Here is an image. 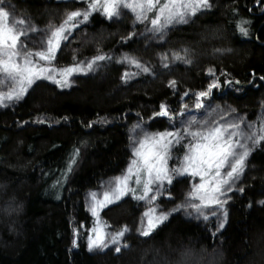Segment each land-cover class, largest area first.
Wrapping results in <instances>:
<instances>
[{
  "label": "trees",
  "instance_id": "trees-1",
  "mask_svg": "<svg viewBox=\"0 0 264 264\" xmlns=\"http://www.w3.org/2000/svg\"><path fill=\"white\" fill-rule=\"evenodd\" d=\"M210 3L154 38L149 19L136 21L129 10L119 20L109 18L98 6L68 33L51 67H81L94 56L117 59L125 52L151 71L123 84L124 69L100 66L106 59L100 60L67 88L39 80L16 103L1 107L0 264H264L262 143L254 145L245 178L228 196L224 228L218 220L175 212L150 236H139L145 208L138 190L103 212L113 228L133 231L125 237L127 247L90 252L86 244L93 225L88 194L126 171L135 125L170 129L169 119L153 115L162 103L175 112L172 121L186 119L196 93L216 79L221 90L208 100L211 107L238 110L257 133L264 126V3ZM4 6L32 25L27 36L50 31L88 0H5ZM243 20L247 35L240 31ZM182 110L187 114L179 115ZM170 184L167 193L174 199L161 200L166 210L182 203L192 183L182 177Z\"/></svg>",
  "mask_w": 264,
  "mask_h": 264
},
{
  "label": "snow or ice",
  "instance_id": "snow-or-ice-1",
  "mask_svg": "<svg viewBox=\"0 0 264 264\" xmlns=\"http://www.w3.org/2000/svg\"><path fill=\"white\" fill-rule=\"evenodd\" d=\"M257 4L264 3V0H256ZM5 5V0H0V72L6 74L7 78L15 85L9 88L7 93L0 92V104L5 99H19L37 78L41 76L47 79H55V82L61 87L67 86L66 79H59L53 76V71L61 73L65 77L74 70L85 71L91 69L96 61L105 60V55H97L86 63V67H80L78 64L71 65L64 69H49L41 61L51 62L55 58V50L60 47V42L66 40L68 32L75 29L78 24L87 21L92 12L99 6L105 15L109 18L119 15V9L124 6L130 8L136 13L138 20L149 18L151 14V24L153 31L162 35V29L175 21L186 22V16L191 13L194 15L198 9L210 8V0H132V3L126 4L125 0H88V6L84 9H76L66 14V19L58 26L51 28L50 35L42 43L39 50L28 48L21 41V37L26 35L23 30V19H10V11ZM243 20L240 25V31L247 35V29L243 27ZM29 31H32L29 25ZM46 44V46H44ZM39 58V59H36ZM177 59H181L179 55ZM22 61V62H21ZM190 63V60H186ZM131 63L137 67H142L144 72L151 69L141 65L140 61L132 59ZM210 73L213 69L208 70ZM218 81H213L208 85L211 90L218 86ZM231 83V82H229ZM170 85H175V81H169ZM210 94L208 90L196 93L198 97H206ZM187 95V93H185ZM160 111L153 115L166 116L169 119L174 118L175 112L170 110L166 104H161ZM197 108L202 107V102L198 101ZM242 120L236 121H189L184 132L194 140L189 143V151L184 156V162L180 167L181 172H191L201 178L200 183L195 186L189 196L199 200V203H189V207L196 210L201 218L207 220L210 215H214L210 206L223 208L226 200L221 199L226 192L232 191V184L240 174L244 172L245 164L251 152V147L244 141H250L251 144L264 142V135H259L253 129L252 124L243 125ZM139 127V125H137ZM180 129L173 127L172 130L145 133L133 145V153L136 157L132 160L126 173L116 177L109 184L106 191L103 192V198L97 199L96 193L91 194V211L95 216L97 209L121 199L122 196L131 192L136 196L139 188L129 186V181H134L137 186H142L143 194L136 196L137 199H143L145 195L153 192L152 185H162L164 181L171 183L172 176L169 174L167 160L170 156V148L173 143L179 144L183 139ZM79 149L73 150L69 157L67 171L72 170L75 164V157ZM227 166V171H222ZM241 192L243 188L239 189ZM155 199V197H150ZM264 204V200L260 201ZM168 214L161 212L155 218L149 215L146 226H142L137 231L142 236H150L153 229ZM219 227H223L220 224ZM127 226L121 230L109 234L101 228H93L92 235L88 237V247L93 249H108L113 246L115 252H121V239L125 236ZM76 241H73L75 244Z\"/></svg>",
  "mask_w": 264,
  "mask_h": 264
},
{
  "label": "rangeland",
  "instance_id": "rangeland-1",
  "mask_svg": "<svg viewBox=\"0 0 264 264\" xmlns=\"http://www.w3.org/2000/svg\"><path fill=\"white\" fill-rule=\"evenodd\" d=\"M212 0H210L211 2ZM126 4H130L132 3V0H125ZM7 7V6H5ZM9 9V7H7ZM129 10L135 17L136 21H139L142 23V21H146V20H150L151 21V14H149V18L148 19H144V20H138L136 18V13H134L130 8L128 7H124L122 6L119 9V15L113 16V18L116 19H120L122 14L126 11ZM10 19H16L12 14H10ZM17 20V19H16ZM26 21H24V25L23 30L24 32H32L29 31V25L28 24V20L25 19ZM173 24V23H172ZM170 25V24H168ZM168 25H166L165 27H167ZM31 29L33 30L32 25ZM164 27V28H165ZM164 28L162 30H164ZM152 32L150 33L151 38H154V36H157L158 34H160L159 32H155L153 31V28L151 29ZM161 30V31H162ZM69 33V32H68ZM50 35V31L48 32H43L42 34H32V35H24L21 37V41L27 45L28 48L31 49H36L39 50L42 47V43L44 41H46L47 36ZM68 35V34H67ZM149 40V39H148ZM64 41V40H62ZM62 41L60 42V44L62 43ZM154 41V40H153ZM153 41L151 42V40H149V43L153 44ZM44 46H46V44H44ZM61 46V45H60ZM58 49L55 50V52ZM39 59V58H36ZM135 59V58H130L128 56V53L125 52H121L120 56H118V58L114 59L113 57H110L109 59H106L103 63H99L100 66H105V65H114L117 64L118 66L122 67L124 69V80H123V84H127L131 81H133V79H136L140 76L143 75V73H146L143 71L142 67H137L135 64L131 63V60ZM137 60V59H136ZM22 62V61H21ZM42 64L46 65V67H48L49 69H61L58 67H51V65L54 63V59L51 62H44L41 61ZM141 65L145 66L144 64L141 63ZM81 67H86V65H83ZM89 71V69H86L85 71H79V70H74L71 74L67 75L66 77L64 75H62L61 73L55 72L53 71V76L55 78H59V79H66L68 81L67 86L61 87L60 84L55 82V79H47L46 75L45 76H41L39 78H37L30 86H28V89L31 88L35 82L39 81V80H48L51 83L57 84L60 88H67L68 86H71V84L73 83L72 80L74 78L75 75H77L78 73L81 74H86ZM213 81H216V79H212L211 83ZM15 85L7 78L6 74L3 72H0V92H4L7 93L9 88L14 87ZM27 89V90H28ZM210 92V94L206 97H198L193 101L190 102L188 105H191L192 107H190V109H188L189 114L186 115V119H182L180 118L177 121H172L173 119H169L170 121V129L172 130L173 127L176 129H180L181 133L183 135V139L181 140V142L179 144L173 143V145L170 148V156L167 160V167L169 169V174L172 176V181L182 178V177H190L191 178V187L190 190L187 192L185 198L183 199V201H181L182 203L178 204L176 207L172 208L171 210H166L167 209V204H165L164 202L161 203V200H164L166 202H172V200L174 199L173 196L169 195L167 193L169 186L171 185L168 181H164L162 185H157V184H153L152 188H153V192L148 193L147 195L144 196L143 199H141L143 207L145 208L144 213L142 214V216L140 217V223L137 229L141 228L142 226H146L147 221L149 219V215H151L153 218H155L157 215H159L161 212L167 213L168 215L166 216V218L162 219V221L160 223L157 224V226H159L164 220L168 219V217L170 215H173V213L175 212H179L182 215L185 216H198L196 213V210L189 207V203H199V200L196 198H192L189 196V193L192 192L195 188L196 185H198L200 183L201 178L197 175H193L190 171L189 172H181L180 171V167L184 162V156L185 154L189 151L188 149V145L189 143H194L195 141L192 140V138L190 136H188L185 132H184V128L186 126V124L189 121L195 120V121H224V122H228V121H236V120H242L243 121V125H247L248 123L245 122L244 119H242V115H238V110H234L231 108H228L226 106H224L223 108H215V106L209 105L207 102L208 100H210V98L213 96L214 92H219L221 90L220 88V84L218 83L217 87L212 88L211 90H209L208 88L206 89ZM205 90V91H206ZM27 92V91H26ZM25 92V93H26ZM24 93V94H25ZM23 95L20 97L22 98ZM19 98V99H20ZM19 99H13V100H7L5 99L4 103L0 104V109L1 107H5L8 105H12L14 103H16ZM200 101L202 102V107L197 108L196 104L197 102ZM185 109V108H184ZM159 116V115H158ZM179 116V115H178ZM161 118V116H159ZM176 118V117H174ZM264 124V123H263ZM137 125H139V127H137ZM137 125H135V127L132 129L131 132V142H132V150L131 153H133V145L134 143L139 139L142 138L143 135L145 133H153L152 131L148 130L144 125H141V123H138ZM242 125V128H243ZM259 135H264V126L262 127V129H260V131L258 132ZM246 144H249V146L251 147V149L254 148V145L256 144H260L262 143V146H264V142H258L256 144H251L250 141H244ZM136 157L132 156V160L135 159ZM132 160L130 161V163L132 162ZM129 163V164H130ZM129 167V166H128ZM127 167V168H128ZM127 170V169H126ZM222 171H227V166L225 167V169H223ZM126 171L123 173L125 174ZM121 174V175H123ZM245 174V170L243 173L240 174L239 178H237L235 180V182L232 184V191H235L236 189H238L239 183L241 182V180H243L245 178V176L243 175ZM119 177V176H118ZM114 181L113 180H106L104 183H102L101 188L94 190V192H91L90 194H88L87 196V203H88V210L90 211L91 215H92V220H93V225L92 227L87 231V236H86V244L88 245V237L90 235H92L91 230L93 228H101L103 229L105 232L112 234L115 233L119 230H121L123 227L115 229L111 226V224L104 219L103 217V212L106 210L107 207L112 206V205H116L118 202L124 200L125 198H127V195L132 196L131 192L127 193L126 195L122 196L120 200L113 202L112 204H108L102 208H98L97 209V215H93L92 211H91V206H92V198H91V194L92 193H96L97 199H102L103 198V192L107 190L108 186L110 183H112ZM129 186L132 188H139L140 191V195L143 194L142 191V186H137L134 181H129ZM232 191H228L225 193V195L223 197H221V199L226 200L227 203V199L228 196L230 194V192ZM155 197V199H151L150 197ZM140 200V199H139ZM224 204L223 208H219L217 206H210L211 207V211L212 213H214V215H210L209 218L213 219L214 221L220 222V224H223V228L225 227V222L227 220V215H226V206L227 204ZM200 217V216H199ZM156 226V227H157ZM155 227V228H156ZM154 228V229H155ZM85 228L81 230V232H76L78 233V238L77 241L79 239L82 238V234H85ZM154 231V230H153ZM133 232V231H132ZM131 232V233H132ZM130 233V229L127 228V231L125 232V236L121 239L120 241V246L121 248H126L127 247V242L125 241V237L126 235L131 234ZM138 235L140 236L141 234L138 232ZM142 236V235H141ZM89 249V247H88ZM108 249H113V246L110 245ZM108 249H93L90 250V252H97V251H106ZM114 251V250H113ZM115 252V251H114ZM117 253V252H115Z\"/></svg>",
  "mask_w": 264,
  "mask_h": 264
}]
</instances>
